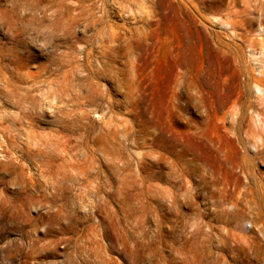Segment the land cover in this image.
Instances as JSON below:
<instances>
[{
	"label": "rangeland",
	"instance_id": "1",
	"mask_svg": "<svg viewBox=\"0 0 264 264\" xmlns=\"http://www.w3.org/2000/svg\"><path fill=\"white\" fill-rule=\"evenodd\" d=\"M0 264H264V0H0Z\"/></svg>",
	"mask_w": 264,
	"mask_h": 264
}]
</instances>
